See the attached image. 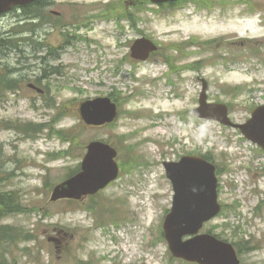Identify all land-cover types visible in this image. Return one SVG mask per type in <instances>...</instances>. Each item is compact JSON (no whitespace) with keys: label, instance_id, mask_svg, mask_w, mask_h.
<instances>
[{"label":"rangeland","instance_id":"374dc122","mask_svg":"<svg viewBox=\"0 0 264 264\" xmlns=\"http://www.w3.org/2000/svg\"><path fill=\"white\" fill-rule=\"evenodd\" d=\"M139 2L143 7H131L137 27L125 21L123 34L114 22L94 21L90 35L99 44L87 47L77 40L66 46L67 68L58 78L54 104L32 98L37 94L27 85L18 90L30 97L1 93L0 87V96L10 98L0 100V191L15 194L20 208L5 210L0 225L32 237L9 246L7 264H193L172 257L163 236L174 194L164 161L202 153L222 171L224 205L202 232L233 243L241 264H264V152L239 130L192 112L199 105L202 79L208 82L209 100L227 103L238 123L264 103V0ZM26 23L8 18L5 27L0 22V31H19ZM45 28L51 45L64 43L65 27ZM66 29L88 34L76 25ZM142 32L170 47V54L176 55L172 48L178 47L173 58L180 72L156 80L169 69L162 68V59L132 58L130 48ZM193 37L205 43L187 44ZM17 57L11 54L14 64ZM113 92L119 98L116 121L84 127L80 103ZM35 124L41 126L34 132ZM91 140L118 150L119 177L95 195L50 201L53 187L81 165ZM67 149L68 154H50Z\"/></svg>","mask_w":264,"mask_h":264},{"label":"water","instance_id":"95a60500","mask_svg":"<svg viewBox=\"0 0 264 264\" xmlns=\"http://www.w3.org/2000/svg\"><path fill=\"white\" fill-rule=\"evenodd\" d=\"M34 0H0V12L16 4ZM166 2L170 0H151ZM157 46L147 38L138 39L132 47L133 56L146 59ZM207 83L200 98V106L194 109L198 117L216 119L227 125L241 128L243 133L264 148V107L254 111L245 124H235L228 117L223 103L207 101ZM82 118L90 125L112 122L117 114V104L109 97H97L81 103ZM115 148L101 141H93L82 163V171L58 184L52 200L65 197L81 198L96 193L118 175ZM167 175L175 189L173 207L164 222V235L173 255L200 264H240L234 246L208 233L200 234L204 222L217 215L221 206L217 199L215 167L198 156H184L179 162H166ZM191 237L184 239V236Z\"/></svg>","mask_w":264,"mask_h":264},{"label":"flooded vegetation","instance_id":"af4514ba","mask_svg":"<svg viewBox=\"0 0 264 264\" xmlns=\"http://www.w3.org/2000/svg\"><path fill=\"white\" fill-rule=\"evenodd\" d=\"M96 8L95 0L90 3L82 0L68 2L66 0H37L26 5L15 6L9 12L0 14L3 27L8 18H11L12 22H27L26 25H20L21 30L19 31L13 29L0 31V68L4 70L7 77L13 80L3 84L2 87L15 88L19 85L23 88V85H27L35 91L36 97L27 95L26 92L21 93L20 90L14 93L23 94L24 97L42 99L45 103L57 102L60 93L58 78L64 77V71L67 68L63 62L67 53L65 48L73 46L77 40L84 41L87 47L88 43L95 42L90 32ZM69 20L74 23H69ZM39 23H41V32L37 30ZM49 24L62 29L65 27V32L62 33L64 43L51 45L50 32L45 28ZM72 25L79 28L84 27L88 34L67 31L66 28L70 30ZM121 31L125 33L124 28ZM27 33L29 36L25 35ZM12 53L18 55L15 64V60L11 58ZM2 99L10 100L9 97L0 96V100Z\"/></svg>","mask_w":264,"mask_h":264},{"label":"trees","instance_id":"16d2710c","mask_svg":"<svg viewBox=\"0 0 264 264\" xmlns=\"http://www.w3.org/2000/svg\"><path fill=\"white\" fill-rule=\"evenodd\" d=\"M134 22H136L134 20ZM81 124L85 127L83 122ZM32 126V125H29ZM35 132L39 129L40 124L33 125ZM56 134H63L64 131H55ZM64 140H71L64 137ZM72 142V140H71ZM79 170V167L72 169L68 176L76 173ZM7 210V212H15L20 210L18 206L17 196L13 193L9 192H2L0 191V218L4 214V211ZM32 237H30L28 234H24L20 229H17V227H11L9 225H0V264H7L6 261V255L8 253V248L11 244L17 243L18 241H27L31 240Z\"/></svg>","mask_w":264,"mask_h":264}]
</instances>
